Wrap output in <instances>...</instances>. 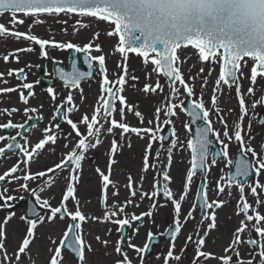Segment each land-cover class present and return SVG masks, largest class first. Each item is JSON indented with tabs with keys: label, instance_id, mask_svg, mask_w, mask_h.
<instances>
[{
	"label": "snow or ice",
	"instance_id": "1",
	"mask_svg": "<svg viewBox=\"0 0 264 264\" xmlns=\"http://www.w3.org/2000/svg\"><path fill=\"white\" fill-rule=\"evenodd\" d=\"M8 15V23L0 22V40L5 37L16 41L21 38L30 45H38L40 56L47 57L46 46L56 49H74L78 53H88L92 50L93 45L86 43L83 47L77 44L66 42H57L54 39L40 38L32 34L30 28L27 32H21L17 26H24L26 22H31V26L46 22L45 18H53L59 23L68 24V20L76 15L83 18L99 17L102 21H111L115 26V34L119 37V46L115 48V52L124 54L127 52H135L140 56L147 58L149 53H155L151 63L156 67L153 72L162 74L169 81V92L172 97H176L186 93L188 97L195 95L194 86L186 82L182 66L191 57L180 58L178 50L182 45H191L193 49L198 50V61L213 62L215 60H223L220 64V74L213 87L211 96V107L206 108V102L203 99L192 100L187 105V115L191 118V124L197 125L199 121H203V126H197L194 138H190L186 142L187 149L191 151L190 168L187 171L185 181L182 185V191L174 193L168 186L163 188V195L171 202L174 209L173 226H169L166 233L174 241L177 234L182 230L181 218L184 222L193 218L194 213L189 210L186 215L182 213V202L186 200L187 193L190 191V185L196 170L204 172L211 165L217 163V157H221L228 165L234 163L235 172L227 175L230 183L227 185V195L231 198V187L235 186L238 191V202L236 205V214L240 217L238 224L229 233V240L226 245H222V252L216 253L211 250H204L208 244V238L211 236L212 230H217V215L215 209L221 205L228 203L225 200H209L207 194L203 191L207 185H200L197 189L196 199L200 201V208L204 210V219L200 220L201 225L204 220H210L206 228L199 231L194 230V236L189 235L187 241L194 243V255L190 264H209L211 260H215L216 264H264V143L253 147L251 141V120L248 123L247 139H245L243 121L248 116L249 109L257 107L264 108V86L260 87L257 94L256 85L261 79H264V0H0V17ZM63 15L64 20L59 18ZM74 24H83L82 19L73 21ZM90 25H85L89 27ZM76 32L79 29L75 30ZM108 36H112L113 32L108 31ZM93 35L99 39V33L94 32ZM32 46L17 49L19 52H32ZM222 50L223 55L218 56V52ZM95 51L102 52V45L96 44ZM10 55L13 53H0V60L8 63ZM244 58H251L254 66L251 68L250 77L244 73L247 67ZM19 61V57H15ZM92 61L98 62L99 73L102 79L99 81L100 95L95 101V106L89 105L79 116L73 119L72 114L80 111L73 104L74 96L69 93L66 97L67 103L71 105L67 112L63 115V120L70 130L63 136L67 141L61 144V148L66 151V155L61 158L59 163H53L52 166L45 165L43 169L32 170L33 164H40V158L46 152L55 153V148L50 146L57 145L61 140L63 127L56 122L54 127H44L42 130L37 124L31 127L41 132V137H37L38 142L34 143L28 136H23V143L17 141V137L23 134L16 131L14 135L0 134V142H5L0 147V159L6 154L12 153L19 157L21 154L28 159L13 164L0 174V210L6 211L14 209L18 199L21 196L13 195V192L25 191L30 192L36 197V202L41 207L47 208L50 215L38 216L37 219H29L26 221V235L22 238L13 236L16 240L12 251L8 249V231L7 225L14 218L15 212H7L0 220V264H24L23 254L26 251L31 253V244L34 242V230L38 224L45 222L54 223L58 217L61 220L65 216L70 217L73 223L67 225V230L63 232V239L59 241L65 250H70V254H74V258L78 260V264H144L145 255L150 249L149 243L143 246L133 243L135 237L139 234V228L142 225L134 227L133 222L140 221L142 217H151L152 212H142L136 215L129 211V208H139L145 199L149 198L148 192L142 191L134 187L135 181L131 176L128 178L126 188L129 189L128 196L125 197L123 203L119 200V189L115 183L112 184L116 191L111 193L113 202L108 203V189L110 180L109 175L104 174L99 168L96 171L102 177V191L98 197L100 205H102V216L94 214H85L80 207V200L75 195L77 192V184L79 174L76 170L82 171V161L86 157V153L91 149H96L101 143L102 135L116 136L119 140L112 139L111 152L117 153L119 149L124 147L128 134H135L139 139L147 141L142 157V171L147 172L150 168H156V164L150 163L151 149L155 142V132L159 128H153L155 120H159L161 115L164 117L178 116L179 113L173 109L179 105L172 102L171 98L162 107L157 106L153 113L154 119L150 118L146 122L143 115L139 111H135V116L140 120V126H130L126 122L128 113L133 112L131 106L126 105V97L122 94L125 91L124 85L127 84L125 75H118L115 81H110L105 69V55H85L84 62L88 66V72H81L77 69L76 61H72V71L65 73L58 69L60 79L64 81L65 87L79 90L81 81L92 75ZM192 68H196L193 64ZM259 68V71L257 70ZM203 66L199 67L196 75H190V80H195L197 76L204 73ZM212 69L208 70V76L211 75ZM14 73H19L16 78L19 80L24 73V69H6L0 72V97L17 93L18 104H23V112L25 114L37 112L36 107H29V98H34L33 83L23 82L14 86H7L6 77H13ZM238 78L249 80L250 86L247 88V95L253 97L251 104L248 103L246 95L243 92L242 84ZM139 78L133 75L131 80L137 81ZM202 84L200 96L204 95L205 85L208 83L207 77H201ZM223 82L230 88L235 85L236 99L238 101V113L233 108L228 109L229 115L235 114L231 124L220 116L218 102L219 98L215 94L218 86ZM39 83V81H36ZM177 84L180 87H177ZM136 87L135 83L131 85ZM27 90V95H25ZM144 93H157L164 91V86L157 80L154 86L146 83L143 86ZM50 101L55 103L57 94L52 87L47 89ZM11 99L9 95V100ZM81 100L83 96L81 95ZM183 100L180 101L182 105ZM43 104L40 105V108ZM184 109L181 108V111ZM21 108L13 105L11 107L0 108V116L12 117L19 113ZM55 111L59 113L60 107L57 106ZM218 118V124L213 127L212 115ZM29 120H40L39 116H29ZM52 121H57V116H52ZM170 119H165L164 123H170ZM24 123H14L12 119L7 122H0V129H23ZM260 123L264 124V120ZM188 128V124L183 125ZM175 134V133H174ZM220 145V150H213V139ZM159 139H167L164 136ZM233 142L238 143L237 151L240 152L239 158L230 157V145ZM131 147L130 141L127 142ZM183 147L179 136L173 141V148L177 145ZM49 146V147H46ZM171 153V149L169 150ZM157 152L156 156L159 157ZM65 162L74 165L73 171L67 176L62 177L65 171ZM115 161H109V169ZM171 162V155H169ZM59 170V171H57ZM52 173V176L48 174ZM43 178V179H42ZM63 178L65 180L66 190L61 191V200L58 206H53L50 199L41 200V196L37 194V189L29 187L31 182L40 181L42 186L39 192L51 191L56 185V180ZM143 180V177H141ZM164 181H171L168 171L163 173ZM225 180L221 176L216 182L218 194L225 193ZM55 196V193L52 194ZM157 195L156 191H152L151 197ZM251 197V201L249 200ZM74 202L73 208H69L68 204ZM155 207V205H151ZM195 208V205H193ZM208 210H212L209 212ZM32 216H37L34 208L28 209ZM21 221H25V216H20ZM92 221L112 225L120 236L115 240H111L112 228L106 227L105 237L95 236V241L103 249L102 259H90L95 257L98 249L94 248L92 243L85 239L83 234L82 222ZM125 226L132 230L129 236L124 232ZM202 232V235H201ZM195 237V238H194ZM148 240L154 239L153 232L147 231ZM219 237H212L211 242L216 243ZM53 247L49 248V257L47 264H65L62 259L61 247L55 246L56 241L51 240ZM111 249V251H109ZM127 249V250H125ZM246 249V251H242ZM175 244H170L167 252L158 253L156 256V264H171L173 260L176 264L187 259L184 256L185 248L181 249L180 254H175ZM131 253V254H130ZM34 264V262H33Z\"/></svg>",
	"mask_w": 264,
	"mask_h": 264
},
{
	"label": "rangeland",
	"instance_id": "2",
	"mask_svg": "<svg viewBox=\"0 0 264 264\" xmlns=\"http://www.w3.org/2000/svg\"><path fill=\"white\" fill-rule=\"evenodd\" d=\"M61 21L66 19L63 15L60 17ZM77 19H82L83 24H74L73 21ZM0 22H3L5 24L8 23V15H4L3 17H0ZM85 25H90L89 27H85ZM25 28V26L21 27ZM29 28L31 29H37L35 32V35H37L40 38H45V39H54L59 40L61 43H66V42H71L74 44H77L80 47H83L84 44L86 43H91L93 45L92 50L88 53L87 55H105V69L106 73L108 75V78L110 81H115L118 77V75H125L127 84L124 85L123 87L125 88V91L122 93L126 97V105L131 106L133 108V112H130L126 116V122L129 123L130 126H140V120L138 117L135 116V111L141 112V114L144 117L145 122L152 118L154 119L153 113L155 111V108L157 106H163L165 103L168 102V99L171 98L172 102L179 105V107L175 108L174 111L179 113L178 116H173L172 119L171 117H164L161 115L160 119L157 121L154 119V123L152 127L159 128V131L155 132V142L153 144V147L151 149V156H150V163L156 164V168H150L147 172L142 171V157L144 155L143 153L140 154H133L130 149L133 150L134 144L136 142H141L146 146L147 141L139 139L135 134H128L127 135V140L124 144V147L120 150H126L128 152V158H123L120 160H115L113 159L114 154L111 152V141L112 139H117L119 140V135L117 134L116 136H108L107 134L101 136V140H107L108 148L106 151L105 156L103 158H98L96 157V154L92 152L93 150H89L86 153L85 159L82 161V172H86V175L83 177V179L86 177L87 181L84 183L87 188V195L83 194L80 190L78 194V198H80L82 201L86 199V203H91L92 207H96L97 211L99 214H103L102 211V205H100L98 197L101 194L102 189V177L101 175L96 171L97 168H99L104 174L109 175V186L113 183H117L118 180H121L120 185H122V189L124 192V196H128L129 194V189L126 188V185L128 183V178L131 176V170L130 167L132 166L133 168H136L137 166V175L136 177L139 179L142 175L143 180H141V183L143 184L144 188L143 191L148 192L149 198L145 199L143 203L140 204L139 208H129L130 212H133L136 215H140L142 212H152L151 217H142V223L139 225H142L139 229L144 228L147 230H151L153 232V236H161V233H164L165 230L169 228V226L172 224L174 220V209L171 205V202L166 200V202H162L157 195L155 197H151L152 191H156V185H157V180H159L162 188L165 186H168L171 191L174 193L182 191V185L183 182L185 181L186 174L188 171H186L184 181L181 182L180 188L174 189L169 185L167 181L163 180V173L164 171H168L173 165H176V160H174V156H178V151L180 150L181 147L173 148V141L176 140V136L178 135L179 138H183V147L186 149L185 152V160H183V163L186 164V167H190V156L191 153L189 149H187L186 142L188 139L192 138V132H191V127L189 126V118L186 116V114L181 111V108L184 109L185 107V102L187 99V94L182 92L181 89V94L172 97L170 92H169V86L166 82V80L158 73L153 72V69L156 67L151 63V59L154 58L155 55H150L147 56V58L138 56L135 54H119L115 52V48L119 46V38L115 34V26L111 24L109 21H102L100 19L96 18H83V17H78L73 15L69 20L68 24H63L59 23L57 21L52 22V23H40L36 24L34 26L29 25ZM47 28V29H46ZM45 29V30H44ZM49 29H52L53 31H49ZM79 29L78 32L75 30ZM108 31H112L113 35L108 36L106 33ZM98 32L99 33V39H97L93 33ZM48 35V36H47ZM65 35V36H64ZM68 35V36H66ZM70 35V36H69ZM100 44L102 45L103 51L102 52H97L95 51V45ZM32 46L34 50L32 52H19L15 51L17 49H23L26 47ZM45 50L48 53L47 57H41L40 56V51H39V46L38 45H30L29 43L26 44L25 41L21 38V40L16 41L14 39H10L5 37L3 40H0V53H13V55H10V60L8 63H5L3 60H0V66L1 68L4 67V71L6 69H24V79L23 80H18L16 78V74L14 73L13 77H6V79H10L14 81L15 83H23V82H28V83H33L34 88V98H29L31 101H35V103L31 102L29 107H36L38 109L37 112L25 114L24 112L20 113V115H14L12 117H4L0 116V122H7V119H12L14 123H24L25 121L28 122V117L29 116H39L40 117V122L37 127L39 129H43L44 127H54L55 123L57 121H52V116L55 115V109L57 106L62 104L64 101L66 102V108L64 113L67 112L69 105L67 103L66 97L69 93H72L74 96L73 104H75L79 109H82L84 106L88 105V95L82 94V88L86 87L87 91L89 92L91 89L97 90L100 93L99 89V81L102 79L101 74L99 73L98 69V62L97 61H92L93 68L95 70V76L94 79L91 81H85L81 83L80 89L75 90L71 88H66L63 87L62 85L54 82L53 80V74H52V65L53 63H59L62 65L64 68L68 67V51L69 49H58L57 51H52L51 46H46ZM77 52V56H78ZM178 54L180 58H185V57H191V59H188L186 63L183 64L182 66V71L184 78L187 83L190 85L194 86L195 88V95L191 97L192 100H200L203 99L206 102V108L211 107V96L213 94V87L216 86V81L219 78L220 74V64L222 62L221 60H215L213 62H200L198 61V51H195L189 47H181L180 50H178ZM218 56H222L221 53H218ZM15 57H19V61L17 62ZM194 62V63H192ZM244 62H246L247 67L244 68V73H246V76L250 77L251 73V68L254 66L253 60L250 59H245ZM195 64L196 68H192L191 72L189 69L191 66ZM18 66V67H17ZM140 68V72H143L145 69H148V73L142 74L143 77H138L139 79L135 82L131 80V77L133 75H129V73L125 72V68L127 67H135V68ZM203 66L205 71L204 73H201L199 76L196 77L195 80H190L189 76L190 75H196L199 67ZM40 67H44L45 69V76L44 80H49L51 82L50 87H52L57 94V100L55 103L50 101V97L47 93V90H42L36 83L38 81V75H37V70ZM83 69V67H81ZM212 69L211 75L208 76V70ZM1 72V70H0ZM201 77H207L208 83L205 85L204 88V95L203 97L200 96V89H201V84H202V79ZM239 82L242 84L243 92L246 95V99L249 104H251L253 97L247 95V88L250 86L249 80L244 79V78H238ZM159 80V82L164 86V91L160 92L157 90V93H144L143 92V86L144 84L148 83L152 86L155 85V83ZM135 83L136 87H132L131 85ZM264 86V79H261L259 83L256 85L257 88V94H259L258 90L260 87ZM177 87H180L177 84ZM128 90L131 94H133L132 97L134 98H129ZM140 91V94L138 97H136L137 92ZM218 98V108H219V114L221 117L225 118L229 124H231L232 120L235 117V114L238 113V101L236 99V91H235V85L231 86V88H227L223 82L218 86V91L215 93ZM25 95H27V91L25 90ZM81 95L83 96V100H81ZM100 94H98L97 99ZM18 100V96H15ZM3 96L0 97V108H4V105L2 103ZM183 100V104H180V101ZM43 104V107L40 108V105ZM233 108L236 110V113H233L232 115H229L228 109ZM263 114L264 116V108L257 107L256 109H249L248 116L245 118L243 121L244 125V132H245V139H247V132H248V123L249 120H251V136L253 137V140L251 141L253 147H256L258 145H261L264 143V130L262 128L257 127L256 120L257 117L260 114ZM80 113L75 112L72 114V116H79ZM165 119H170V123L165 124L164 120ZM65 122V121H64ZM188 124V128H184L183 125ZM212 124L213 127H216L218 124V118L215 114L212 115ZM165 126L169 127L172 131V139L170 144L167 147L161 146V139L159 137L163 136ZM70 130V126L64 123L63 127V132L61 133V140L60 142L55 145V146H50L55 148V153L46 152L45 155H43L40 158V161H44L45 165L47 166H52L53 163H59L61 161V158L66 155V151L61 148V144L66 143L63 139V136L67 134V132ZM10 133L12 135L15 134ZM175 133V134H174ZM0 134H4L2 130L0 129ZM4 135H9L5 133ZM41 132L36 131L34 129L29 130L27 134L24 136H28L31 138L33 145L34 143L38 142L37 137H41ZM213 141L215 142V138L212 137ZM128 141L131 143V147H128ZM5 142H0V147L4 146ZM20 143H23V136L20 138ZM216 143V142H215ZM216 145L220 148V145L216 143ZM49 147V146H46ZM171 149V153L169 150ZM238 149V143L233 142L230 145V157L233 158L234 155L236 154ZM159 152L160 155L157 158L156 153ZM87 155H89L87 157ZM169 155H171V161L173 162V165L171 166L172 162H169ZM20 160L16 155L14 154H6V156L3 159H0V174H2L4 171L7 170V168L11 167L13 164L17 163V161ZM115 161L112 166L111 170L109 169V161ZM21 161V160H20ZM36 167V164L32 165V170L34 171ZM229 165L225 160L222 158L219 159L216 163V165L212 166L211 162L209 160V167L207 169V187L205 189V193L209 197V200L217 199V200H225L228 201V203H225L221 205L220 209L215 210L216 215H217V221L219 218L218 212L219 210L221 211L222 208L227 207L228 211H230L231 216L233 217L232 222H234V225L232 229L238 224L239 216L236 214V205L238 202V191L235 186L231 187V193L232 196L231 198L227 195L228 188H227V171H228ZM74 169V168H73ZM73 169L70 170H65L62 174V177H67ZM59 171V170H57ZM76 172L79 174V181L77 186L80 183V177L82 172L80 173L79 170H76ZM141 172V174L139 173ZM49 176H52V173L48 174ZM221 176L225 177V180L222 182L226 187H225V193L223 194H218V190L216 189L215 185L216 182L220 180ZM59 179V178H58ZM57 179V180H58ZM261 179H264V177H261ZM134 180V179H133ZM62 184L61 188L59 191L56 193L54 200L51 202L53 206H58L59 202L62 198L61 196V191L66 190L65 186V180L62 178L61 179ZM35 182H31L29 184V187L32 188V184ZM199 183V176L194 175L193 180L190 185V191L187 193L186 200L182 202V213L183 215H186L189 210H192L194 213V216L192 219H190L187 222H184L183 218H181V223L183 225L181 232L178 234V237L175 242H163L164 244L167 245L169 248L170 244L174 243L175 244V254H180L181 249L185 248L186 251L184 252V256L187 257V259H183L180 261V264H190V261L193 259L194 255V243L191 241H187V237L189 235L194 236V230L199 231L201 228H206V225L203 224L201 225L199 223V220L197 219V210L196 208H193L194 205V198L196 196V190L198 187ZM119 184V183H118ZM108 189L104 190L107 192L109 199H110V187ZM33 189V188H32ZM13 195L17 196V198L23 196V199H18V202L15 203V208L11 211L15 212L14 218L10 221L12 224L13 222H20L24 223L26 228H27V223L25 221L20 220V216L24 215L25 212V206L22 204V201L24 199L29 198V196L33 197V202L35 205L40 208L44 214L42 216L46 217L47 215H50V212L47 208H43L40 206L39 203L36 202V197L33 196L30 192H25V191H19V192H14ZM125 197L122 198L123 202L125 201ZM167 199V198H166ZM249 200L251 201V197H249ZM122 202V203H123ZM70 204V203H69ZM68 204V205H69ZM83 204V203H82ZM155 205V207H151V205ZM69 207V206H68ZM212 211V210H208ZM85 213L84 211H82ZM86 214V213H85ZM4 217V211L0 210V220ZM235 219V221H234ZM168 220V222H167ZM230 220V219H229ZM72 222L70 217L65 216L63 220L58 217L56 219V223H58L59 227L61 228L60 232V238L63 239V232L67 230V225ZM46 223V222H45ZM73 223V222H72ZM158 224H162V228H159ZM105 225V224H104ZM134 227L137 226L133 222ZM219 227L216 231L223 232L224 230V225L221 224V222L218 224ZM112 228V235L111 238L115 241L120 234L115 231V227L111 225ZM19 233V232H18ZM218 233V232H217ZM127 234L129 236L132 235V230L129 229ZM219 234V233H218ZM26 233L24 234V236ZM202 235V232H201ZM20 236V235H19ZM23 236V237H24ZM22 237V236H21ZM20 237V238H21ZM195 238V237H194ZM229 240V239H228ZM226 240V241H228ZM59 241L56 243L55 246L61 247ZM145 243H148V238L146 234L145 238ZM162 244V243H161ZM164 244L156 246L153 249V253L150 254L151 256L145 259L144 264H154L156 263V256L158 253L161 252H167L165 248H161ZM163 249V251H162ZM127 250V249H125ZM204 250H210V249H204ZM62 253L71 261V264H77V261L75 260L74 256L70 254L67 250L64 248H61ZM220 251V250H219ZM242 251H246V249H242ZM219 253V252H218ZM171 264H176V261L173 260Z\"/></svg>",
	"mask_w": 264,
	"mask_h": 264
},
{
	"label": "bare ground",
	"instance_id": "3",
	"mask_svg": "<svg viewBox=\"0 0 264 264\" xmlns=\"http://www.w3.org/2000/svg\"><path fill=\"white\" fill-rule=\"evenodd\" d=\"M45 19H46V22H44V23H48V24L56 21L53 18H45ZM29 25H31L30 21L26 22V24L24 25L25 28H21L23 26H17V27H18L19 31L27 32L29 30ZM30 30H31L32 34H35V32L37 31V29L33 30L31 28H30ZM49 31H53V30L49 29ZM66 36H68V35H66ZM56 41L59 42V40H56ZM25 43L28 44V42H25ZM52 49H53L52 51H57L58 50V49L53 48V47H52ZM192 63H194V62H192ZM140 68H141L140 66L138 68L127 67V68H125V72L129 73V75L135 74L138 77H143L142 74L148 73V69H145L143 72H140L141 71ZM4 69H5L4 67L1 68V66H0L1 72H4ZM246 73L247 72H245V75H246ZM7 80L9 82L7 86H14V85L19 84V83H15L14 81H12L10 79H7ZM81 93L85 94V95H88V99L89 100L87 102L88 105L84 106L82 109H80V111H79L80 114L85 109H87L89 105H92L94 107L95 106V101L97 100V96H98V94H100L97 90H93V89H91L88 92L86 87L82 88V92ZM128 94H129V98L130 97L134 98V97H132L133 94H131L129 92V90H128ZM139 94H140V91L137 92L136 97H138ZM9 95L11 97L10 100H9ZM16 95H17V93L13 92L11 94L3 96L2 103L4 105V108L5 107H11L13 105H16V106L20 107L21 111L19 113L15 114V115H20V113L23 112L22 109H23L24 105L17 103V98L15 97ZM29 101H30L29 105L31 104V102L35 103V101H31L30 99H29ZM173 111H174V109H173ZM75 118H76V116L75 117L73 116L74 120H75ZM171 119H172V117H171ZM101 141H102V143L96 149H92L93 150L92 152H94L96 154V157H98V158H103L105 156L104 153H106L105 150H107V148H108L107 140L105 139V140H101ZM180 141L183 144V142H184L183 138L182 139L180 138ZM179 147H181V146L178 144L177 148H179ZM144 148H145V146H144L143 143L136 142L134 144L133 150L132 149H130V150L132 151L133 154L134 153L135 154H140V153H143ZM185 152H186V149L184 147H181L180 150L178 151V156L175 155L173 157L174 160L177 161L176 165L174 166L173 162L171 161L172 162L171 166L172 165L173 166L168 170L169 175L171 177V181H167V182L174 189L180 188L181 182L184 181L183 179H184L186 171H187V167H186V164H185L186 162L183 163V160H185V155H186ZM127 154H128V152L126 150H120V151H118L117 153L114 154L113 159H115V160L122 159L123 160V158L125 159V158L129 157ZM88 156L89 155H87V157ZM44 166H45V162L42 161V162H40V164H36L35 170L43 169ZM136 168H137V166H136ZM136 168H133L132 166L130 167L131 177L135 181L134 187L143 191L144 186L141 183L142 175H141V177L139 179L136 177L137 171H138ZM185 169H186V171H185ZM79 172L81 173L82 171L79 170ZM139 173L141 174V172H139ZM85 175H86V172L85 171L82 172L81 177H80V183L77 186V192L75 193V195L77 197H78V194H79L80 190H81V192L83 194L87 195V188L84 187L85 186L84 183L87 181V178L85 177L83 179V177ZM61 179L62 178H59L58 180H56V185L51 188V191H45L43 193L39 192V187L42 186L40 181L35 182L34 184H32L31 187L33 189H37V194L41 196V200L50 199L51 202H52L54 200V197H55L52 194L55 193V195H56V193L61 188V184H62ZM120 183H121V180L119 179L118 182L116 183V185H117V187L119 189V200L122 203L123 202L122 198L125 197V196H124V192H123V189H122V185H120ZM113 191H116V188L110 187V191H109L110 199H108V203L109 204H111L113 202V199L111 197V193ZM79 200H80L81 210L84 211L86 214H94V215H97V216H102L103 215V214H99L97 209H96V207H92L91 206V203H88V204L86 203L87 196H86V199H85V196H84L83 201L80 198H79ZM73 204H74V202H70V204L68 205L69 208H73ZM10 210H13V209H8L7 212H10ZM73 210H74V208H73ZM7 212L4 211V216L7 214ZM231 214H230V211H228L227 207L222 208L221 211L219 210V212H218V215H219L218 221L221 222L222 225H224V230H223V232L217 231L219 233L218 234L219 239L216 240V243L214 244L215 246H214L213 249L209 248L211 251H214L216 253H218V252L220 253V252H222V245H226L227 244L228 241H226V240L229 239V233L231 232L232 227L234 225V222H232V220H231V219H233ZM234 221H235V219H234ZM167 222H168V220H167ZM172 224H173V222H172ZM157 225L159 226V228H162V224H158L157 223ZM106 227H111V225L110 224L104 225L103 223H96V222H92V221L82 222L83 234L85 236V239L88 240L89 242H91L94 248L99 250L97 255L95 257L90 256L89 257L90 259H97V260L102 259V254H103L104 249L99 244L96 243L94 238L97 235H100L101 237H105V235H106V233H105ZM7 231H8V249H9V252H11L13 247L15 246V243H16V240H15V238L13 236V233L15 232V236L16 237H21V236L23 237L24 234L26 233V226H25L24 223H20V222H18V223L13 222L12 224L9 223L7 225ZM147 231L148 230L144 229V228L139 229V234L135 237V239L133 240V243H136L137 245L143 246V244L145 243V238H146ZM60 232H61V228L59 227L58 223H56V221L54 223L46 222V223L38 224V227L34 230L35 239H34V242L31 244V253L29 255V253L26 251V253L23 254V256H24V264H33V262H34V264H47V260H48V257H49V248L53 247V245L51 244V240H55L56 243H57L59 241V238H60V235H61ZM213 234H214V232H212L211 236L208 238L207 247L212 246L211 238L212 237H216ZM111 240L114 241L112 238H111ZM162 244H164V243H162ZM161 248H165L166 250H168V247H167L166 244H164ZM109 251H111V249H109ZM162 251H163V249H162ZM62 259L65 262V264H71V261L69 259H67V257L63 253H62ZM77 264H78V261H77ZM104 264H108V262L104 261ZM154 264H156V263H154ZM209 264H216V261L215 260H211L209 262Z\"/></svg>",
	"mask_w": 264,
	"mask_h": 264
},
{
	"label": "water",
	"instance_id": "4",
	"mask_svg": "<svg viewBox=\"0 0 264 264\" xmlns=\"http://www.w3.org/2000/svg\"><path fill=\"white\" fill-rule=\"evenodd\" d=\"M189 46H191V45H189ZM221 51H222V50H221ZM126 52H127V51H126ZM137 54H138V53H137ZM150 54H151V53H150ZM222 54H223V53H222ZM80 57H82V62H81V64L85 67L86 70H85V71H82V70H80V69L78 68V61L76 60V57H75V51H74V50H71L69 67H67V68H68L67 70L64 69L62 66H60V65H58V64H55V66L52 68L53 71H54V78L56 79V81L61 82L62 84H64V81H62V80L60 79L58 69L64 71L65 73L71 72V71H72V61H73V59H75V61H76V65H77V69H78L79 71H81V72H88V71H89L88 66H87V65L85 64V62H84L85 54H81ZM257 70L259 71V68H257ZM38 73H39V76H40V79H39V85H40L42 88L47 89L48 86H49V82H45L44 80H42V76H43L44 73H45L44 69L41 68V69L38 71ZM93 74H94V70L92 69V75H91V76H88V77H85L82 81H84V80H88V79H92V78H93ZM22 78H23V75L21 76L20 79H22ZM82 81H81V82H82ZM167 81H168V80H167ZM168 84H169V81H168ZM64 85H65V84H64ZM227 86H228V85H227ZM189 102H190V97H188V100H187V104H186V105H188ZM185 112L187 113V106H186ZM59 113L61 114L62 111H60ZM190 119H191V118H190ZM261 120H264V119L262 118V116L259 117V120H258V122H259V123H258V126L264 127V124L260 123ZM199 122H201V121H199ZM32 123H34V122H32ZM35 124H36V121H35ZM192 125H193V124H192ZM193 126H194V133H195V129H196L197 125H193ZM198 126H203V124L198 125ZM25 127H27V126H25ZM164 137L167 138V139H164V142L167 143V142L170 140V137H171V134H170V131H169L168 128H166V132H165V134H164ZM212 147H214V145H213ZM234 172H235V167H234V170L231 172V174L234 173ZM201 185H204V182H201ZM161 190H162V189H161V187L159 186V187H158V190H157L159 195L162 194V191H161ZM24 204L26 205L25 208L27 209V210H26V214H25V218H26V219H34V218H37L40 214H42V211H38V210L36 209V206L32 203L31 198L25 200V201H24ZM30 208H34V209H35V211H36V213H37V216H32V215L29 213L28 209H30ZM137 223H141V220H140V221H137ZM173 227H174V226H173ZM127 228H128V227L125 226L124 232H126V229H127ZM169 238H171V237H169V236H167V235H164L163 237H160V238L154 237V239L150 240V241H149L150 249H149V251H148L147 253H145V257H148V255L152 253V248H153L155 245H157V244H159V243H162L164 240H167V239H169Z\"/></svg>",
	"mask_w": 264,
	"mask_h": 264
},
{
	"label": "flooded vegetation",
	"instance_id": "5",
	"mask_svg": "<svg viewBox=\"0 0 264 264\" xmlns=\"http://www.w3.org/2000/svg\"><path fill=\"white\" fill-rule=\"evenodd\" d=\"M215 210H216V209H215ZM209 212H210V211H209ZM202 219H204V216H203V218H202ZM218 219H219V218H218ZM210 222H211L210 220H204V224H205V225H206L207 223H210ZM212 232H214V234H213L214 236H216V237L218 236V233H217V231H214V230H212V231H211V233H212ZM214 246H215V245L212 243V246H210V247H207V249H209V248H212V249H213V248H214Z\"/></svg>",
	"mask_w": 264,
	"mask_h": 264
}]
</instances>
